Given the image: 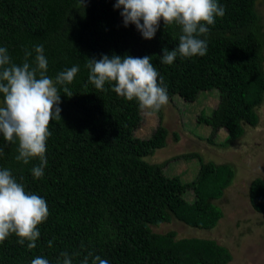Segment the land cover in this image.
I'll use <instances>...</instances> for the list:
<instances>
[{
  "label": "trees",
  "instance_id": "1",
  "mask_svg": "<svg viewBox=\"0 0 264 264\" xmlns=\"http://www.w3.org/2000/svg\"><path fill=\"white\" fill-rule=\"evenodd\" d=\"M257 0H217L225 9L209 31L200 38L207 41L203 56L181 57L171 65L161 62L163 49L178 46L182 34L179 25H164L154 38L145 39L134 24L125 26L116 0H0V47L11 61L22 65L25 52L35 66V46L43 45L48 61L47 75L55 80L58 73L78 66L73 93L61 91V118L49 126L44 175L36 179L28 164L17 161L18 142H6L0 134V169H8L25 190L46 200L49 216L38 226L36 247L29 250L15 234L0 244V264H31L37 256L49 264H63L62 252L72 264H88L98 255L108 264H227V248L201 237H177L175 231L154 232L151 227L172 219L197 229H212L222 212L212 200L219 198L231 177L228 164L203 161L197 153L179 158H195L197 173L189 182L179 175L167 176L162 163L144 160L151 151L164 145L166 130L158 126L140 148L127 138L116 139L123 122L138 102L128 101L105 84L98 90L89 81V59L102 55L150 56L163 77L162 87L168 98L196 99L200 86L218 93V103L209 115L200 114L199 123L210 127L214 135L225 124L258 122L256 108L264 98V27L256 11ZM3 96L0 94V102ZM242 132L238 129L233 138ZM211 135L206 141L213 144ZM154 200L153 212L141 208L138 190ZM193 194L188 201L184 195ZM252 209L264 214V180L254 178L248 186ZM49 241L52 246L49 247ZM75 254V255H74Z\"/></svg>",
  "mask_w": 264,
  "mask_h": 264
},
{
  "label": "clouds",
  "instance_id": "2",
  "mask_svg": "<svg viewBox=\"0 0 264 264\" xmlns=\"http://www.w3.org/2000/svg\"><path fill=\"white\" fill-rule=\"evenodd\" d=\"M114 8L121 9L123 23L134 24L145 39H152L160 26H181L178 46L169 51L163 49L161 62L171 65L179 54L181 57L203 56L207 53V41L201 39L215 23L216 17L225 15L224 7L217 0H116ZM35 66L28 62L32 55L25 52L22 65L11 61L8 50L0 47V134L9 143L18 142L17 161L28 164L38 158L40 163L31 169L33 176L40 179L47 165L46 145L53 120L61 118L60 93L71 97L73 93L65 86L71 84L79 71L72 66L57 74L55 80L47 75L48 61L43 45L34 48ZM89 81L98 90L107 91L105 84L128 101H137L141 110L159 111L168 104V95L162 87L163 77L151 62L150 56L102 55L100 59H89ZM159 77V81H158ZM3 149L0 148V155ZM49 216L46 200L25 190L8 169H0V244L15 234L23 245L27 241L29 250L36 247L40 236L38 226ZM52 242L49 241V247ZM75 255V254H74ZM88 253L83 264H88ZM63 264H72V257L62 252ZM31 264H49L46 258L37 256ZM92 264H108L96 255Z\"/></svg>",
  "mask_w": 264,
  "mask_h": 264
},
{
  "label": "rangeland",
  "instance_id": "3",
  "mask_svg": "<svg viewBox=\"0 0 264 264\" xmlns=\"http://www.w3.org/2000/svg\"><path fill=\"white\" fill-rule=\"evenodd\" d=\"M256 11L264 27V0L256 1ZM198 83L200 90L192 102L173 96L159 111L141 110L138 104L134 105L116 139L123 143L121 139L128 135L133 146L126 143L125 146L137 149L158 126L164 127V145L151 151L144 160L164 164L167 176L179 175L183 182L191 181L198 168L195 158H179L184 154L197 153L203 161L228 164L232 175L221 196L212 200L222 212L212 229L189 227L175 219L151 229L160 233L173 230L177 237L210 239L228 249L231 259L227 264H264V214L254 211L248 201L250 182L254 178L264 180V98L256 108L258 122L254 127L228 123L211 135L210 127L199 123L197 118L211 113L218 103V93L206 86L202 78L198 77ZM239 128L242 132L235 139ZM210 135L213 144L206 141ZM137 192L139 206L153 212V198L145 190ZM184 197L191 201L193 194L187 191ZM190 263L188 257L182 259V264Z\"/></svg>",
  "mask_w": 264,
  "mask_h": 264
}]
</instances>
